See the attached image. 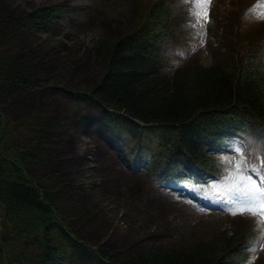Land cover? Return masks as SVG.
Returning <instances> with one entry per match:
<instances>
[{
    "label": "trees",
    "instance_id": "16d2710c",
    "mask_svg": "<svg viewBox=\"0 0 264 264\" xmlns=\"http://www.w3.org/2000/svg\"><path fill=\"white\" fill-rule=\"evenodd\" d=\"M16 15L0 12V264L245 263L256 238L254 242L249 230L242 228L190 243L187 249L149 248L122 258L81 243L59 211L68 190H61L53 173L54 193H50L30 171L31 163L42 161L47 148L57 149L54 141L61 134L60 118L35 111L23 119L21 132H30L31 145L22 151L15 132L11 131V137L5 134L13 124L4 108L21 96L52 87L76 104L87 102L100 108L96 123L109 141L116 136L114 148L128 169L147 168L162 185L199 186L212 180L215 159L208 152L210 147H223L247 134V156L257 161L264 145V58L255 43L219 48L227 58L210 66L192 56L166 72L168 58L162 51L174 37L178 18L165 0H158L144 13L136 32L102 43L99 50L108 60L98 80L88 88L64 89L51 85L41 70L39 54L18 40L37 12ZM216 23L219 28L229 25L218 19ZM90 120L81 121L90 125ZM126 139L132 143L122 152ZM7 157L18 162L9 164ZM232 215L229 219L258 220ZM258 249L256 263L264 264V257L260 258L264 241Z\"/></svg>",
    "mask_w": 264,
    "mask_h": 264
},
{
    "label": "rangeland",
    "instance_id": "374dc122",
    "mask_svg": "<svg viewBox=\"0 0 264 264\" xmlns=\"http://www.w3.org/2000/svg\"><path fill=\"white\" fill-rule=\"evenodd\" d=\"M165 1L178 18L174 37L162 51L168 58L166 72L182 65L191 55L206 66L216 60L224 61L227 56L219 48L224 50L226 46H239L242 42H254L253 46L260 49L259 54L264 58V18L259 15L262 10H252L258 0H210L207 18L201 20L192 14V0ZM156 2L0 0V12L6 10L16 16L37 12L29 29L23 30L18 40L39 54L41 70L50 78L51 85L77 89L88 88L102 76L108 60L99 50L102 43L136 32L144 13ZM217 19L229 25L226 23L224 28L221 24L223 28H219ZM261 65L264 68V59ZM4 110L13 124L5 134L8 136L14 131L16 144L22 151L31 145L30 132H21L23 119L35 111H46L47 115L60 118L61 134L54 141L57 149L47 148L45 158L32 162L30 171L38 177L36 182L47 186L50 193H54L53 173L61 183V190H68L64 203L60 202L65 205L59 211L66 215L68 230L81 243L100 253L122 258L149 248L187 249L190 243L242 228L249 230L254 242L256 238L243 264H257L258 245L264 241H258V237L264 227H258L257 220L251 217L229 219L232 212L223 193L207 187L229 167L221 163L222 156L237 158L229 150L237 140L223 147L209 148L215 159L209 183L168 189L150 176L147 168L130 170L125 166L123 157L114 148L116 136L109 141L96 123L100 108L94 104H76L63 92L50 87L21 96ZM84 118L91 119L90 125L82 123ZM247 137L244 134L242 139ZM131 143L132 139H126L120 146L122 152H127ZM7 158L9 164L18 162ZM248 162L255 164L251 158ZM250 174L256 176V173ZM256 178L260 181L264 176Z\"/></svg>",
    "mask_w": 264,
    "mask_h": 264
},
{
    "label": "snow or ice",
    "instance_id": "6c2138e0",
    "mask_svg": "<svg viewBox=\"0 0 264 264\" xmlns=\"http://www.w3.org/2000/svg\"><path fill=\"white\" fill-rule=\"evenodd\" d=\"M209 6L210 0H192V14L198 20L207 18ZM256 9L262 10L259 15L264 18V0H258L252 10ZM234 144L229 150L237 158L233 160L230 156H222L221 163L229 167L225 168L222 177H217L207 187L216 193H223L229 205L228 210L233 215L251 214L258 217L257 226L264 227V184L256 178L264 175V145L260 148V155L256 157L257 163L249 165L245 150L247 146L241 145L239 141ZM250 173H256V176ZM259 240H264V230L261 231ZM252 260L254 261L255 257Z\"/></svg>",
    "mask_w": 264,
    "mask_h": 264
}]
</instances>
